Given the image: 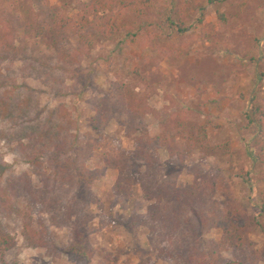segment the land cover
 <instances>
[{
    "label": "rangeland",
    "instance_id": "1",
    "mask_svg": "<svg viewBox=\"0 0 264 264\" xmlns=\"http://www.w3.org/2000/svg\"><path fill=\"white\" fill-rule=\"evenodd\" d=\"M51 2L62 5L69 14L75 12L72 0ZM219 2L157 1L146 15L153 22H157L163 8L175 9L179 3L188 16L186 22L190 27L184 35L177 36L170 29H163L164 38L173 43L172 49L166 46H158L157 50L143 49L123 37L99 40L90 54L82 57L77 73L61 74L54 69L53 74L59 81L63 80L60 85H49L44 73L32 69L35 64L28 57L14 60L12 66L24 70L14 73L16 82L33 91L34 103L63 116L69 132L67 139L74 137L77 143L69 154L76 158V166L85 174L96 168L102 171L103 167L100 149L85 150L88 137L132 150L138 146L137 137L153 138L168 120L208 119L210 143L228 142L232 154L203 156L192 152L183 162H177L176 167L167 151L160 148L155 152L159 175L161 179L172 176L178 184L192 182L198 171L222 176L224 193L233 196L260 224L246 234L244 261L264 264V154L256 157L264 145V134L250 133L244 127L251 100L264 101V63L248 58L249 54L260 56L264 45V0H228L222 5ZM217 8L225 12L226 22L218 19ZM201 12L203 21L199 23ZM27 54L40 59L41 52ZM174 54H177L176 59ZM144 57L154 59L141 65ZM104 96L110 103L120 104L121 111L114 114L104 128L93 130L89 125L94 114L91 102ZM130 116L134 123L129 124ZM6 127L7 122H0V129ZM45 159L42 158L46 171ZM28 171L31 166L13 146L0 140V186L8 175ZM115 174L114 169H107L103 175L80 186H63L64 202L82 191L96 198V202L83 207V223L78 227L94 253L82 261L71 260L65 248L72 240L74 227L62 221L64 213L61 211L53 212L60 222L52 225L49 214L41 212L37 206L32 212L33 226L38 228V217L44 220L48 245H27L22 236V218L16 213L0 216V223L15 240L6 260L10 262L16 257L20 264H109L103 257L106 253L115 264H172L158 255L149 238V229L140 223L148 202L142 199L139 188H134L130 198L113 196ZM40 180L32 175L35 187L41 186ZM221 198L217 197L216 201ZM25 202L26 196H23L18 205ZM134 220L139 223L134 224ZM220 233L217 229L204 230L201 233L203 245L211 239L218 240ZM223 255L234 260L237 253L227 250Z\"/></svg>",
    "mask_w": 264,
    "mask_h": 264
},
{
    "label": "trees",
    "instance_id": "2",
    "mask_svg": "<svg viewBox=\"0 0 264 264\" xmlns=\"http://www.w3.org/2000/svg\"><path fill=\"white\" fill-rule=\"evenodd\" d=\"M72 1L75 12L69 14L62 5L51 0H0V122H7V127L0 129V140L13 146L31 166V171L8 175L0 186V216L16 213L22 218L25 243L46 246L47 227L41 217L37 218L38 228L33 226V208L39 206L41 212L48 213L52 225L60 222L53 212H63L62 221L70 222L75 231L65 253L71 260L82 261L94 250L78 227L83 223V207L96 202V198L82 191L64 202L63 186H80L103 175L104 170L114 169L112 194L115 198H130L138 187L142 199L148 202L140 223L149 229V238L158 255L172 264H247L244 261L246 234L260 224L233 196L224 193L222 176L198 171L192 182L178 184L172 176L161 179L155 161V152L160 148L167 151L176 167L177 162H183L192 152L203 156L231 155L228 142L210 143L208 119L168 120L153 138L137 137L138 146L132 150L88 137L85 150L100 149L103 167L102 171L96 168L85 174L76 166V158L69 154L77 143L73 136L67 139L69 132L63 116L55 114L56 110L40 108L33 102V91L17 84L14 73L24 70L14 68V60L30 58L35 64L32 69L44 73L49 85H60L63 80L59 81L53 74L54 69L61 74L77 73L82 57L88 56L99 40L123 37L143 49L157 50L158 46L172 49L173 43L164 38L163 29L182 36L190 27L180 3L175 9L163 8L157 22H153L146 15L159 0ZM226 1L220 0L219 4ZM216 13L220 21H227L220 8ZM203 15L201 12L199 23ZM28 52H41L40 59ZM173 57L176 59L177 54ZM248 58L264 63V45L260 56L249 54ZM153 59L144 57L140 64ZM91 105L94 114L89 125L93 130L104 128L113 115L121 111L120 104L110 103L106 96L94 98ZM129 121V124L134 123V118L130 116ZM244 122L250 133L264 134V101L251 100ZM262 154L264 145L256 157ZM43 157H46V171ZM32 175L41 179V186L35 187ZM23 196L26 202L19 206ZM217 197L222 198L216 201ZM137 221L134 220V224ZM209 229L221 233L218 240L211 239L205 246L201 233ZM14 246V237L0 223V264H20L16 257L10 262L6 260ZM227 250L237 253L234 260L224 257ZM103 257L109 264H115L106 253Z\"/></svg>",
    "mask_w": 264,
    "mask_h": 264
}]
</instances>
